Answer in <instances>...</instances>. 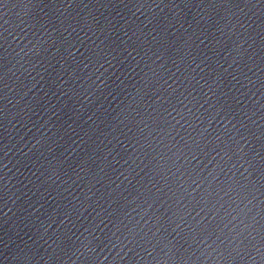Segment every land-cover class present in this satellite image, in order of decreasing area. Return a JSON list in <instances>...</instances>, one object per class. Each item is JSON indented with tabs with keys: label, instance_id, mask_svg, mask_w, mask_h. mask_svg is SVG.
<instances>
[{
	"label": "water",
	"instance_id": "obj_1",
	"mask_svg": "<svg viewBox=\"0 0 264 264\" xmlns=\"http://www.w3.org/2000/svg\"><path fill=\"white\" fill-rule=\"evenodd\" d=\"M0 264H264V0H0Z\"/></svg>",
	"mask_w": 264,
	"mask_h": 264
}]
</instances>
